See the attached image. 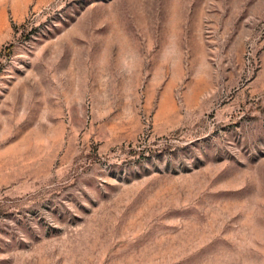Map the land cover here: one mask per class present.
<instances>
[{"label":"rangeland","instance_id":"1","mask_svg":"<svg viewBox=\"0 0 264 264\" xmlns=\"http://www.w3.org/2000/svg\"><path fill=\"white\" fill-rule=\"evenodd\" d=\"M0 264H264V0H0Z\"/></svg>","mask_w":264,"mask_h":264}]
</instances>
